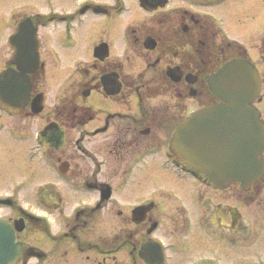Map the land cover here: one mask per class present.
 I'll list each match as a JSON object with an SVG mask.
<instances>
[{
    "label": "flooded vegetation",
    "instance_id": "af4514ba",
    "mask_svg": "<svg viewBox=\"0 0 264 264\" xmlns=\"http://www.w3.org/2000/svg\"><path fill=\"white\" fill-rule=\"evenodd\" d=\"M223 2L0 0L11 37L6 66L24 67L29 83L18 110H0V170L6 173L0 216L20 248L10 264H264V170L247 187L239 180L215 186L206 173L188 171L170 142L192 110L184 112L187 98L217 100L209 76L230 57L257 66L256 102L264 97V69L245 45L230 39L214 10ZM81 30L92 33L85 48H78ZM261 34L256 47L262 55ZM65 50H73L81 77H70L73 69L59 96L48 101L46 85L54 72L48 77L47 69L62 65ZM135 57L145 66L133 75L126 66ZM48 102L51 114L35 137L51 156L44 150L43 162L31 169L24 155L32 152L30 119ZM90 123L92 128L85 125ZM52 128L63 131L58 146ZM70 128L79 133L77 152L66 155ZM99 133L101 145L84 146L86 135ZM82 148L89 151L83 160L106 151V160L124 166L117 182L111 179L115 173L101 178L86 171L82 184L93 200L74 189L78 201L64 205L63 182L68 176L73 186L81 180L83 167L70 160H79ZM259 156L264 160V143ZM51 158L60 172L32 189L39 204L17 203L13 197H20L35 171L51 172Z\"/></svg>",
    "mask_w": 264,
    "mask_h": 264
},
{
    "label": "water",
    "instance_id": "95a60500",
    "mask_svg": "<svg viewBox=\"0 0 264 264\" xmlns=\"http://www.w3.org/2000/svg\"><path fill=\"white\" fill-rule=\"evenodd\" d=\"M209 86L220 100L187 115L175 128L171 147L187 165L206 173L214 185L225 186L237 179L246 187L264 170V160L258 155L263 147L264 123L254 104L261 87L258 69L249 59L231 58L211 73ZM28 91L24 67L0 71V103L7 109L18 110ZM40 108L39 103L36 109ZM51 131L58 146L63 131ZM19 250L13 229L0 217V264L11 263Z\"/></svg>",
    "mask_w": 264,
    "mask_h": 264
},
{
    "label": "rangeland",
    "instance_id": "374dc122",
    "mask_svg": "<svg viewBox=\"0 0 264 264\" xmlns=\"http://www.w3.org/2000/svg\"><path fill=\"white\" fill-rule=\"evenodd\" d=\"M208 7V6H207ZM1 9V7H0ZM214 10L216 11L217 15L221 16L222 26L226 32V34L238 40L243 45L246 46L249 54L253 58H257V61L260 63L261 68L264 69V54H260L259 47L257 49L256 43L258 42V38L262 35L261 33L264 30V0H224V2L218 6H214ZM8 26L9 21L8 19H1L0 18V70L7 65L10 49L6 41V37L8 35ZM90 32L81 30L80 32V38H78V48H85V46L88 44V41L91 38ZM227 47V46H226ZM231 48H228L225 51H229ZM228 53V52H227ZM78 53H75L77 55ZM81 55H83L81 53ZM74 58L73 50H65L63 53V62L62 65L55 69V71H52L53 68L47 69V75L48 77L51 75L52 72H54V78L52 80L47 81V92H48V101L51 99H54L55 97L59 96L60 93L58 91L61 90V84L62 80H64L72 71H73V63L72 60ZM144 62L141 58L135 57L134 62L127 63L126 71L133 73V75H136L140 72V70L144 69ZM70 74V77H81V72L77 74L75 71ZM264 88V85L262 87V90ZM264 91H262L263 93ZM212 100V98H202L200 101L197 98H187L186 103L187 106L184 109L185 113H188L189 110L198 107L202 103H206ZM258 107L260 108L263 119H264V97L262 100H260L257 103ZM51 108L52 105L50 102L46 103L45 109L38 114L37 116H33L30 119V129H31V157L27 158V152L24 153L25 159L29 160L28 162L31 165V169L35 166L38 167L39 163H42L44 160V148L39 146L36 142V129L39 128L45 119H47L51 114ZM5 106L0 104V110L3 113L5 112ZM6 118V117H5ZM22 123V122H21ZM23 124V123H22ZM88 128H92L94 124H85ZM69 137L66 140V144L63 147V150L66 152L64 154L67 155L70 154V152H77L76 148H74V138H76L79 133L75 131L74 129L70 128L69 130ZM1 139L7 141V135H4ZM103 139V134L99 133L96 135L90 134L86 135V143L84 144L85 147L94 149L95 146L101 145V141ZM13 142V141H12ZM48 155L51 156V151L45 150ZM57 154V152H55ZM79 153V160H70L71 163L78 162L81 167H83L81 171V180L76 184V186H73L75 181H71V176H68L66 178V182H63V188H62V194L64 196V205H74L78 200L72 199L71 193H73L74 189H78L81 191V194H84L86 196L85 199L88 201L93 200V197L91 194L87 191L86 186L82 184V178L86 171L95 172L100 174V177H108L109 174H116L111 179L114 180V182H117L115 178H119V174L122 171V167L124 164H119L116 160H106L107 158V152L106 151H99L97 153V160H83L85 157H87V154H89V151L85 148L80 151ZM54 155V154H53ZM81 159V160H80ZM0 160H2V157L0 156ZM48 162L52 163V165H48L45 168H48L51 172H42L39 175V170L35 171L36 174L32 175V180H29L26 184L21 188L20 197L14 196L13 198L16 200L17 203L28 205V206H37L39 202L37 201L36 197H34L35 193L32 189H35L40 181L52 177V173H55V175H58L60 172L58 165V160H48ZM75 166V164H74ZM76 167V166H75ZM99 169V170H98ZM6 176V173H3L0 170V185L5 183V179L3 177ZM15 176V174L13 175ZM20 177V176H19ZM23 178V177H20ZM12 179V176H11ZM12 183V182H11ZM24 192V193H22ZM89 194V196H88ZM34 197V198H33ZM83 197V196H82ZM32 199V200H31ZM31 200V201H30ZM30 201V202H29ZM4 206L0 204V211H3Z\"/></svg>",
    "mask_w": 264,
    "mask_h": 264
}]
</instances>
